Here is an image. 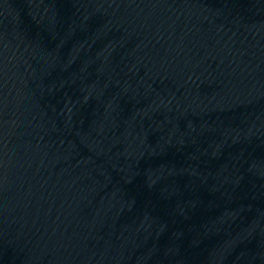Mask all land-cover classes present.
Wrapping results in <instances>:
<instances>
[{"label": "water", "instance_id": "water-1", "mask_svg": "<svg viewBox=\"0 0 264 264\" xmlns=\"http://www.w3.org/2000/svg\"><path fill=\"white\" fill-rule=\"evenodd\" d=\"M0 264H264V0H0Z\"/></svg>", "mask_w": 264, "mask_h": 264}]
</instances>
